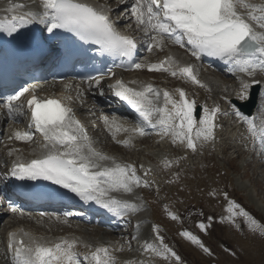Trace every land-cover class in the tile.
<instances>
[{"label":"snow or ice","instance_id":"obj_1","mask_svg":"<svg viewBox=\"0 0 264 264\" xmlns=\"http://www.w3.org/2000/svg\"><path fill=\"white\" fill-rule=\"evenodd\" d=\"M42 7L43 17L47 18L49 24L48 32L65 29L105 50L129 57L136 48L133 37L116 30L107 11L80 0H42ZM131 13L138 25L145 26L146 32L155 33L150 37L148 51H152L153 46L162 47L167 39L181 48L187 45L191 55L197 59L207 55L226 64L230 63V71L234 74L239 72L254 77L257 71L264 72V4H253L250 0H135ZM35 15L27 13V20L25 16L17 19L13 15V22L7 26L0 24V31L11 35L18 27L31 22ZM250 21H254L255 26ZM40 22L43 23L44 20L41 19ZM165 62H172V58L167 57L159 65H147L148 70L170 71L169 68L162 67ZM133 67L141 69L146 65L135 63ZM178 71L180 75L204 87L194 75L191 65L180 67ZM171 75L176 76L177 71H171ZM95 79L99 84V78ZM255 83L259 81L253 79L251 84ZM251 84L241 80L240 91L237 93L239 99H248ZM112 87L117 89L115 95L131 104L148 125L160 127L161 135L171 133L173 136H181V142L186 141V146L193 151L197 147L196 140L207 142L215 139V119L220 111L218 106L211 110L205 107L203 116L197 122L195 101L187 99L182 89H177L179 100L173 99L165 90L164 104L161 107L155 103L161 94L158 90L154 91L150 84L137 90L117 80ZM28 91L25 88L6 98L4 107L9 115L23 114V105L15 102ZM153 92L154 98H150ZM27 105L31 114L30 126L41 134L43 146L48 151L42 158L14 164L13 176L21 180L51 181L75 193L81 200L94 201L117 215L121 214V209L133 212L139 210V206L109 195L119 191L131 193L133 186H140L133 166L122 165L113 157L96 150L86 130L72 115V109L59 99H40L33 94ZM233 108L235 115L247 124V131L253 142L258 141L261 149H264V118L257 124L255 118L244 115L235 105ZM104 119L107 123L108 118ZM131 131L140 136L146 134L145 129L140 126ZM14 135L18 140H32L30 132L17 131ZM106 161H111V165L104 163ZM228 211L232 215L244 217L250 230L264 235V226L235 202H230ZM172 219L176 217L172 216ZM200 227L204 229L205 226L201 224ZM182 235L193 243H200L191 233L184 232ZM9 236L8 247L14 252L13 264H81L74 250L76 240L65 239L50 245L28 233H24L28 237L27 243L18 239L16 233H10ZM89 264H112V258L106 248H96L90 253Z\"/></svg>","mask_w":264,"mask_h":264},{"label":"rangeland","instance_id":"obj_2","mask_svg":"<svg viewBox=\"0 0 264 264\" xmlns=\"http://www.w3.org/2000/svg\"><path fill=\"white\" fill-rule=\"evenodd\" d=\"M81 115L90 123V129L95 132L100 144L108 143L100 136L96 114L85 109L82 110ZM142 148L145 152L152 150V146H143ZM159 153L156 150V156L152 158H164L157 163L161 173L166 175L172 169L171 162L176 156L167 155L165 157ZM214 153L215 155L207 160L206 166L178 173L179 176L177 174V178L174 180L176 183L172 184L169 190H167L168 185L163 184V179L159 177L158 180H161L160 182L156 181L153 191L148 186L150 192L147 194L152 198L148 199V202L151 206L158 205V209L152 207L148 224L154 227L151 219H155V224L158 225L155 226V229L159 231L163 239L170 241L171 247L185 261L190 259L187 254L189 253L194 260L201 264H217L218 256L221 254V264H264V235L259 231L250 230L242 216L238 223L233 222L239 216L232 215L228 211L230 202H235L241 208H247V212L252 210L251 214L252 212L257 214L264 224V213L255 207L258 205L257 207L264 211V167H260L256 163L251 164L250 157L228 161L230 159L227 156V160L222 161L216 158V155L220 154V150L216 149ZM158 154L159 156H157ZM166 162L167 166H165ZM244 174L246 179L242 178ZM238 210L235 209V211ZM230 215H232L231 219H229ZM172 216H175L176 219H172ZM186 220L190 222V228L193 230L198 228V233L202 236L204 232L209 233L213 228V236L207 237V242L211 244L213 250L205 251L204 245L201 247V242L196 244L189 241V245L186 243L188 238H184L179 231V223L182 222L185 225ZM201 224L205 226L204 229H201ZM221 239L226 240L232 246L233 253H229V255L222 253L223 251L219 249L220 245L217 243ZM175 244L177 245L174 246ZM209 255H215L211 257V261L207 259ZM3 261L4 259L0 257V263ZM190 263L198 264L194 261L192 263V260Z\"/></svg>","mask_w":264,"mask_h":264},{"label":"bare ground","instance_id":"obj_3","mask_svg":"<svg viewBox=\"0 0 264 264\" xmlns=\"http://www.w3.org/2000/svg\"><path fill=\"white\" fill-rule=\"evenodd\" d=\"M24 1H26V0H20V2H24ZM5 5H6V3L0 0V10H1V11H5V10H6ZM257 30L259 31V29H257ZM236 86H238V85L236 84ZM128 87L133 88V87H135V86L132 85V86H128ZM101 122H102V124H103V126L101 127L103 133L105 132V130H111V129H112V130H115V128H119V129H121L120 126L118 125L119 122H120L118 119H115V120L108 119V122H107V123L105 122V120H104V121L101 120ZM103 122H105V123H103ZM154 128H155V127H154ZM159 132H160V129H159V128H156V134L159 133ZM106 135H107V134H106ZM155 138H157V137H155ZM153 139H154V138H153ZM138 141H139V139H138ZM155 141H156L155 143H156L157 145L160 146V144H159L160 141H158V140H155ZM157 141H158L159 143H157ZM11 142H13V143L16 142L18 145H21L20 140L16 139L15 137L12 138ZM157 145H156V146H157ZM45 150H46V149H43V150H42V149H39V150H38V148H34V149H32V151H31V153H30L29 155L23 157V160H24V159L27 160V159L34 158V157H40V156L45 152ZM115 160H116V162H118V161L121 162V161H122V160H121L120 158H118V157H116ZM104 163H106V164H108V165H111V161H106V162H104ZM134 193H135V192H134L133 190H132L131 193H125V192H123V191H119V192H111L109 195L115 197L116 199H118V196H121V197H123V201H127V202L130 203V204H134V205L139 206V210H138V211H135V212L131 211L130 209H121L124 213H125L126 210H129V212L126 213V214H128V215H126V217H129L130 219H132L133 221H135V222L137 223V225H135V227H137V226L141 225V223H142L145 219H147V217H148V215H149V208H148V207L145 208L144 206H142V205H141V204H142L141 201L134 197ZM131 197L133 198V200L131 199ZM118 200H120V199H118ZM257 206H258V205H256L255 207H256L259 211H261V212L264 213L263 209L258 208ZM260 207H261V206H260ZM123 217H124V216H123ZM129 218H127V219H129ZM126 221H127V220H126ZM127 223H128V222H126V224H127ZM58 228H61V226H59ZM78 228H79V227H78ZM147 230H149V229L147 228ZM82 231L87 232V229H82ZM87 233H88V232H87ZM91 233H93V231H92ZM66 240L71 241V240H73V238L68 236V237H66ZM58 241H61V239H58L57 242H58ZM77 249H79V247H78L77 245H75L74 250H77Z\"/></svg>","mask_w":264,"mask_h":264}]
</instances>
